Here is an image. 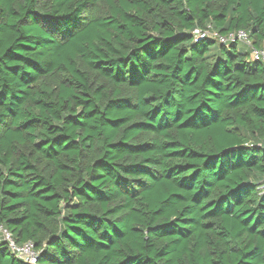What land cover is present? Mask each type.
<instances>
[{"label": "trees", "instance_id": "1", "mask_svg": "<svg viewBox=\"0 0 264 264\" xmlns=\"http://www.w3.org/2000/svg\"><path fill=\"white\" fill-rule=\"evenodd\" d=\"M196 31L264 49V0H0V227L37 264H264V66Z\"/></svg>", "mask_w": 264, "mask_h": 264}, {"label": "built area", "instance_id": "2", "mask_svg": "<svg viewBox=\"0 0 264 264\" xmlns=\"http://www.w3.org/2000/svg\"><path fill=\"white\" fill-rule=\"evenodd\" d=\"M195 35L200 39L205 37H212L214 39H217L222 44H227L229 42L242 43L245 46L250 47L251 49L250 60L261 62L264 66V49L255 48L253 46L252 41L249 39L248 34L244 31L231 33L228 36L212 34L209 31H196ZM0 240H4L8 244L10 252L20 260L26 262L27 264L38 263L39 255L38 252L35 250V245L32 242H27L22 245L16 243L12 235L3 227H0Z\"/></svg>", "mask_w": 264, "mask_h": 264}, {"label": "rangeland", "instance_id": "3", "mask_svg": "<svg viewBox=\"0 0 264 264\" xmlns=\"http://www.w3.org/2000/svg\"><path fill=\"white\" fill-rule=\"evenodd\" d=\"M240 44V47L241 48H244L245 49V51H248V52H250L251 53V49H250V47H248V46H245L244 44H242V43H239ZM218 45V44H217Z\"/></svg>", "mask_w": 264, "mask_h": 264}]
</instances>
